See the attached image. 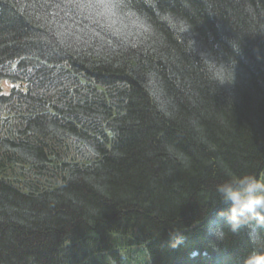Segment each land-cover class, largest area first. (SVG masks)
<instances>
[{
	"label": "trees",
	"instance_id": "16d2710c",
	"mask_svg": "<svg viewBox=\"0 0 264 264\" xmlns=\"http://www.w3.org/2000/svg\"><path fill=\"white\" fill-rule=\"evenodd\" d=\"M230 173L264 180V0H0V264H243Z\"/></svg>",
	"mask_w": 264,
	"mask_h": 264
},
{
	"label": "clouds",
	"instance_id": "9594fccd",
	"mask_svg": "<svg viewBox=\"0 0 264 264\" xmlns=\"http://www.w3.org/2000/svg\"><path fill=\"white\" fill-rule=\"evenodd\" d=\"M216 192L220 202L230 203L227 212L220 211L217 214L219 219L227 222L230 230L225 231L219 224L209 223L207 232L214 240L209 242L208 247L219 251V244L225 240L228 232L237 233L241 228H246L254 247L244 258L243 264H264V233L257 230L258 226L264 225V180L252 175L237 176L230 173L228 180L216 186ZM171 236L173 248L178 247L184 239L176 231Z\"/></svg>",
	"mask_w": 264,
	"mask_h": 264
},
{
	"label": "snow or ice",
	"instance_id": "6c2138e0",
	"mask_svg": "<svg viewBox=\"0 0 264 264\" xmlns=\"http://www.w3.org/2000/svg\"><path fill=\"white\" fill-rule=\"evenodd\" d=\"M121 0H89V4L100 7H116L119 6Z\"/></svg>",
	"mask_w": 264,
	"mask_h": 264
}]
</instances>
